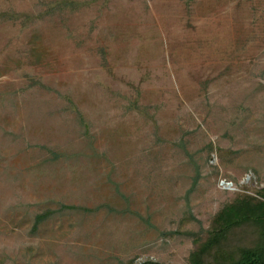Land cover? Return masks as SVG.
<instances>
[{
    "label": "rangeland",
    "instance_id": "rangeland-1",
    "mask_svg": "<svg viewBox=\"0 0 264 264\" xmlns=\"http://www.w3.org/2000/svg\"><path fill=\"white\" fill-rule=\"evenodd\" d=\"M264 191V0H0V264H189Z\"/></svg>",
    "mask_w": 264,
    "mask_h": 264
},
{
    "label": "trees",
    "instance_id": "trees-1",
    "mask_svg": "<svg viewBox=\"0 0 264 264\" xmlns=\"http://www.w3.org/2000/svg\"><path fill=\"white\" fill-rule=\"evenodd\" d=\"M257 193L262 196L241 195L219 211L189 264H264V191Z\"/></svg>",
    "mask_w": 264,
    "mask_h": 264
}]
</instances>
